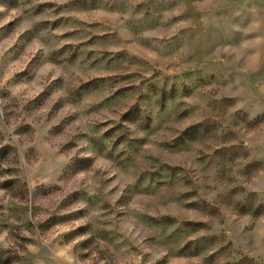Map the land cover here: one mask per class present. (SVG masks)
<instances>
[{
  "label": "rangeland",
  "instance_id": "1",
  "mask_svg": "<svg viewBox=\"0 0 264 264\" xmlns=\"http://www.w3.org/2000/svg\"><path fill=\"white\" fill-rule=\"evenodd\" d=\"M0 264H264V0H0Z\"/></svg>",
  "mask_w": 264,
  "mask_h": 264
}]
</instances>
